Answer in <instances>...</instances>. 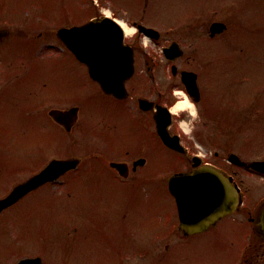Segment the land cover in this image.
Segmentation results:
<instances>
[{"label":"rangeland","instance_id":"1","mask_svg":"<svg viewBox=\"0 0 264 264\" xmlns=\"http://www.w3.org/2000/svg\"><path fill=\"white\" fill-rule=\"evenodd\" d=\"M149 1L153 2L151 7L159 10L157 18L150 15L151 20L164 24L179 22L173 30L164 27L166 31L172 30L168 39L147 48L154 51L157 60L163 59L162 46L173 37L181 39L186 55L197 56L198 45L205 55L210 54L208 49L221 54L222 60L211 72L207 86L208 98L213 100L204 107V117L192 116L186 121L188 126H207L210 137L222 136L225 144L223 150L221 146L219 149L221 157L227 158L231 150L245 160L264 159V0ZM15 2L18 3L0 0V25L13 32L0 43V195L28 177L30 170L39 169L54 157L73 153L87 157L82 131L93 123H98V128L106 127V116L110 115L116 123L111 134L121 140V145H131L124 137L133 135L127 133L133 120L124 107L118 105V112L114 110V103L98 88L96 100L92 99L95 84L89 83L86 71L74 58H65L57 39L28 41L17 37L18 22L30 20L38 12L25 8L51 3L47 7L54 10L62 1L23 0L17 5ZM97 2L113 3L128 14L138 13L137 9L145 4V0ZM67 3L77 9L78 15L87 14L94 6L92 0ZM12 5L15 7L10 9ZM203 13L204 18L194 20ZM227 17L235 24L230 21L218 41L207 40L206 22ZM184 21L190 24L191 33L181 27ZM58 24L49 22L47 29L55 32ZM41 30L38 28L33 34ZM165 75L169 76L168 71ZM71 89L79 94L69 96ZM78 98L90 104L81 106L79 124L65 134L63 128L51 121L48 111ZM134 123L142 127L137 120ZM77 139L82 141L79 148ZM216 145L212 138L208 139L209 152L216 150ZM168 156L169 151L162 146L157 154L158 163ZM236 172L245 188V208L253 209L264 197V177L237 166ZM78 173L67 174L60 179L61 183L47 184L31 192L3 212L0 264H16L25 255H41L43 264H264V243L251 234L246 210L233 216V233L221 235L212 230L184 237L173 230L167 233L169 227L165 230L161 226H166L168 214L175 212L167 186L124 190L119 183L101 181L104 186L86 180L89 176L81 179ZM227 223V219L221 222L224 227ZM246 246L250 256L245 261Z\"/></svg>","mask_w":264,"mask_h":264},{"label":"flooded vegetation","instance_id":"2","mask_svg":"<svg viewBox=\"0 0 264 264\" xmlns=\"http://www.w3.org/2000/svg\"><path fill=\"white\" fill-rule=\"evenodd\" d=\"M61 1L60 4H57L59 7L54 10L47 7L50 6L49 4L51 3L40 4L43 5V7L35 4V6L33 5L25 8L28 10L30 8L31 10H36L38 12H35L33 16L30 14L32 19L26 20L22 23L18 22V24H20V29L18 30L19 35L17 34V37L26 38L28 41H50L54 38L57 39L63 48L62 54L65 58H74L86 71L90 80L89 83L92 84L93 82V84H95L96 88H93L94 95L92 99L96 96V91L99 89L98 92L102 93L105 97H108L114 103V110H117L118 112L119 107L123 106L133 120H131L133 124L127 126V128L130 129V132L127 133L133 135L130 137H128V135L124 137L131 144L128 146L121 145V140L112 136V128H116L117 125L114 123V120L110 119V115L109 118L106 116V127L98 128V123H93L91 126L87 125V129L82 131V139L87 141L86 143L83 140L87 146L84 155H87L88 153L89 156L76 155L75 153L70 155L81 157L82 163L78 168L69 170L62 177H65L67 174L79 172L77 175L80 174L81 179L89 176L86 180L100 183L101 181H107L110 183L113 182L116 185L119 183L124 190L127 187H133L132 191H134L138 188L140 189V187L152 188L162 185L169 186V179L173 174L177 172H188L202 169L210 165L216 167L228 177L232 178V183L236 185V178H239L236 175V163H232L228 161L227 158L221 157L222 152L219 149L221 146L223 150L225 142H222L219 137L220 135L218 134L214 135V137H210L208 127L201 128L200 125L194 126L189 133H185L181 127V123L184 120L188 121L192 117L188 113L175 112L173 109L177 99L187 95L189 101L194 105L196 116L200 119L202 116L204 117V107H207L208 101L213 100L212 98H208L207 86L210 84L209 81H211V72L222 60L220 52L214 50L210 51L208 49L210 54L205 55L204 51L198 45L195 50L197 56L194 54L186 55V50L182 45L181 39L173 37L167 44L162 46L163 59L157 60V55L154 51L148 50L147 48L149 45L154 47L153 43L157 45L162 40L168 39L170 37V31H172L179 22L170 21V23L164 24L157 23V19L151 20L150 15L154 14L155 18H157V12L159 10L151 7L153 2L149 0H145V4L137 9L139 11L136 14H128V11L124 8L113 3L105 5L108 9V12H105L101 9L102 6H104H101L102 3L99 5L92 3L94 5L93 8H91L85 15L76 14L75 12L77 9L71 7V5L67 3V0ZM17 2L20 3L23 2V0H17ZM18 3H16V5ZM13 7L15 6L12 5L10 9ZM104 13H107L111 20L117 23L122 22V24L124 23L127 27L134 28V32L130 35L126 34L125 37V42L130 44L134 49V74L128 81H126L129 95L124 99L117 98L111 93H105L99 84L90 77L87 65L82 63L57 35V31L61 27L82 25L92 18L102 16ZM56 16L58 19H54ZM201 18H204V13L196 16V19L194 20L198 21ZM53 21H55V24L59 23L55 32L47 29L49 22ZM182 21L180 20V22ZM230 21H232V19L227 17L206 22L205 31L208 33L206 39L211 42L218 41L228 29ZM232 22L235 24L234 21ZM215 23H223L225 27L221 31H216L213 26ZM203 26L204 24H202V27ZM164 27H168L172 30L166 31L164 30ZM181 27L188 28L186 29L188 31L191 28L190 24H186L185 21ZM38 28H42L43 30L34 35L33 32ZM189 32L191 33V31ZM10 33L11 34L8 37L12 35V30ZM142 42L144 44H142ZM173 44L175 45V48L171 50L170 56L168 57L165 49ZM181 48L184 52L181 51ZM199 48L201 50H199ZM198 50L202 52H199ZM111 61L122 63V59L118 56L112 58ZM197 64L200 66L198 67ZM167 71L169 76L165 75ZM184 73H192L188 76V82L194 83L196 79L199 93H195L194 95L189 93L188 86L183 79ZM168 79L171 81H167ZM85 86L90 85L85 84ZM85 86L83 85L82 89L85 88ZM69 93V96L72 94H79L75 89H71ZM195 96L199 97V101L195 100ZM96 98L97 97H95V100ZM86 99L87 101L90 100V98ZM142 99H145L146 102L142 103ZM87 103L88 102L82 101L78 98L76 100H68L67 102H64L63 104L65 106H62V108L58 107L62 110L79 107V119L71 127V131L79 124L81 106L87 105ZM89 104L90 103H88V105ZM208 118L210 119V122L213 121V118ZM135 120H137L142 127H139V124H135ZM51 121L63 128L64 132L67 131L63 123H59L52 118ZM205 124H207L206 121H204V125ZM160 126H167L171 136H174L175 138L178 136L177 139H179V143L183 148L178 150L168 146L160 135ZM99 138H101L102 141L96 142ZM209 138H212L217 144V149L213 152L208 151L207 141ZM76 141L78 144L77 148H79L82 141L81 143L80 139H77ZM96 145H99L100 147ZM162 146L169 151L170 156L165 157L162 162L158 163L157 154L159 152L161 153ZM232 152L233 151L228 150L229 155ZM86 160L88 163L84 164ZM114 163H121L123 166L119 169L117 166H114ZM83 165L84 170L81 171ZM91 176L93 178H91ZM11 188H9L4 194H6ZM263 206L264 200H261L257 202L253 209L248 211V218L252 224L253 234L261 243H264V235L260 225ZM234 214H236V212L218 219L205 231L195 234H205L212 230L215 234L221 235L223 233H233V230H235L233 227L235 224L234 220L236 221L235 217H233ZM178 217V213L177 215L175 213L173 222L164 228L169 227V230L184 234L183 231L180 230L178 224L176 225ZM225 219H227L228 223L224 227L221 222L225 221ZM245 259L248 260L249 258Z\"/></svg>","mask_w":264,"mask_h":264},{"label":"water","instance_id":"3","mask_svg":"<svg viewBox=\"0 0 264 264\" xmlns=\"http://www.w3.org/2000/svg\"><path fill=\"white\" fill-rule=\"evenodd\" d=\"M213 26L216 31H221L225 27L223 23H215ZM7 34L8 30L0 29V40ZM58 34L77 57L88 65L90 75L100 83L105 92L119 98L128 95L125 82L134 72V56L133 49L124 43V34L120 25L106 17L97 18L82 26L62 28ZM117 56L122 59V63L111 61ZM187 76L189 73H184V81L189 87ZM194 88L198 92L196 83ZM194 88L189 87L192 92ZM50 114L67 129H71L78 117V107L68 110L52 109ZM159 130L169 146L181 149L177 137L170 135L167 126H160ZM231 159L264 173V161L246 163L235 155H232ZM79 162V158L52 160L41 172L18 184L7 197L0 199V213L31 190L76 167ZM115 165L120 169L123 166L120 163ZM178 178H183L179 185H177ZM177 188L180 190V195L177 193ZM169 189L177 202L181 219L180 227L186 233L208 228L220 217L237 210L242 202L238 185L235 189L226 176L213 168L174 174L170 178ZM260 225L264 235V208ZM18 264H42V258L27 257Z\"/></svg>","mask_w":264,"mask_h":264},{"label":"bare ground","instance_id":"4","mask_svg":"<svg viewBox=\"0 0 264 264\" xmlns=\"http://www.w3.org/2000/svg\"><path fill=\"white\" fill-rule=\"evenodd\" d=\"M124 27H125L126 34L130 35L134 32V28L127 27L125 24H124ZM187 108H190L194 112V107L192 103L189 101L188 98L184 97L183 100H180L176 103L173 109L174 111L177 112L179 110H184ZM186 129H189V128L186 126Z\"/></svg>","mask_w":264,"mask_h":264},{"label":"snow or ice","instance_id":"5","mask_svg":"<svg viewBox=\"0 0 264 264\" xmlns=\"http://www.w3.org/2000/svg\"><path fill=\"white\" fill-rule=\"evenodd\" d=\"M182 180H183V178H178V180H177V185H179L180 182H181ZM177 193H178L179 195L181 194L179 188H177Z\"/></svg>","mask_w":264,"mask_h":264}]
</instances>
